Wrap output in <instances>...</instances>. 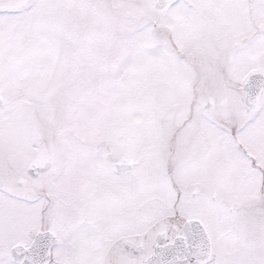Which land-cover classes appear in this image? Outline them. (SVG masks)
Listing matches in <instances>:
<instances>
[{
    "label": "snow or ice",
    "instance_id": "1",
    "mask_svg": "<svg viewBox=\"0 0 264 264\" xmlns=\"http://www.w3.org/2000/svg\"><path fill=\"white\" fill-rule=\"evenodd\" d=\"M0 264H264V0H0Z\"/></svg>",
    "mask_w": 264,
    "mask_h": 264
}]
</instances>
